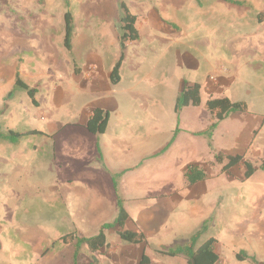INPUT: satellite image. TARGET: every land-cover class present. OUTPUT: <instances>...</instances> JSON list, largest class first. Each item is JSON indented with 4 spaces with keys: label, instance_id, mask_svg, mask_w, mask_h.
I'll list each match as a JSON object with an SVG mask.
<instances>
[{
    "label": "rangeland",
    "instance_id": "1",
    "mask_svg": "<svg viewBox=\"0 0 264 264\" xmlns=\"http://www.w3.org/2000/svg\"><path fill=\"white\" fill-rule=\"evenodd\" d=\"M234 1L246 6L221 0H68V8L64 0H0V132L36 130L49 132L52 137L51 141L43 136L28 137L19 147L0 141V264H73L75 246H66L60 240L72 232L68 228L82 223L79 235L88 238L97 232L98 219L101 227L114 222L115 212L106 200L97 201L99 206L88 204L85 210L93 214L79 216L77 221L72 204L67 209L60 193L46 190L48 157L45 146L40 152L38 149L45 142L55 149V135L49 125L63 127L68 115L76 116L84 106L79 100L84 95L77 97L82 66H113L118 61L123 17L120 3L124 2L137 17L140 32L164 34L163 43L171 37L174 43L166 48L176 55L178 50L189 51L179 45L181 42L204 39L205 33L227 41L230 50L238 53L244 44L252 47L260 42L257 38L264 32V0ZM68 9L75 28L72 53L64 46ZM157 51L155 48L151 54ZM22 69L23 80L38 90V107L32 105L25 93H17L12 101H6L16 72ZM246 74L243 81L247 86L242 88L251 114L264 117V69L260 72L261 86L251 85L252 77ZM188 112L184 111L182 121L190 131H199L209 122ZM83 116L78 113L76 118L80 120ZM238 120L233 114L216 138L218 146L230 143L231 148L238 141H250L249 147L239 152L244 161L233 173L222 171L228 162L227 155L220 153L224 161L219 164L215 151L212 162L201 161L203 166H197L207 170V181L186 187L185 174L196 166L183 152L174 153V166L170 170L179 179V189L166 192L161 199L141 200L146 208L138 213L131 209L128 213L126 229L141 228L146 235L145 243L129 245L112 229L107 232L108 247L93 255L83 246L79 264H139L143 251L148 253L152 264H188L185 258L165 257L158 252L185 245L207 221L211 225L200 244L211 237L218 240L215 246L220 256L218 264H264V172L259 170L251 179L244 178L245 161L255 168L264 163V147L258 146L256 154L253 149L258 138L264 140V133L259 135V129L253 135ZM228 125L233 127L227 129ZM68 132L71 130L65 134ZM190 140H196L199 153L204 139L193 136ZM191 146L188 142L187 148ZM187 153L193 152L190 149ZM56 178L50 175L49 180ZM242 253L249 258L247 261L237 259Z\"/></svg>",
    "mask_w": 264,
    "mask_h": 264
},
{
    "label": "crops",
    "instance_id": "2",
    "mask_svg": "<svg viewBox=\"0 0 264 264\" xmlns=\"http://www.w3.org/2000/svg\"><path fill=\"white\" fill-rule=\"evenodd\" d=\"M140 35V40L128 44L124 52L119 84H112L110 78L121 55L113 66H82L81 76L77 80V97L81 98V93L84 95L79 99L84 106L78 112L84 116L77 120L78 113L76 116L68 115L63 127L49 125L53 137L55 135V149L47 142L38 149L40 152L45 146L44 151L48 157L45 164L48 177L46 190L56 191L57 195L60 193V198L66 200L67 209L72 204V212L77 221L79 216L92 215L85 208H89V205L94 207L95 204L99 206V200H106L117 215V195L112 180L114 176H118V191L127 213L131 209L138 213L146 208L141 200L164 198L166 192L181 186L179 179L174 178L170 170L174 166V153L183 152L187 155V160L193 162L191 164L202 167L201 161H213L215 151L227 155L226 159L245 151L250 141H238V145L236 143L232 148L230 143L220 146L216 143L218 132L223 125L226 126L233 114L235 119H239L238 122L246 124L249 132L260 129L259 135L264 133V117L261 114H251L248 105V113H233L220 123L211 141L213 147L206 136H201L204 142L200 144L201 151L197 153L196 140H190L205 132L210 125L211 116L204 108L209 99L228 98L234 103L249 102L242 88L247 86L243 81L246 73L252 77L251 85L261 86L259 80H262L260 72L264 69V32L259 33L257 39H261L260 42L252 47L244 44L246 46L240 48L239 53L238 50H230L227 41L213 39L205 33L204 39H190L188 44L181 42L179 45L188 47L189 51L178 50L176 55L166 48L174 43L171 37L163 43L164 34L140 32ZM155 48L158 51L153 55L151 53ZM24 71H20L22 76ZM196 84L201 86L202 105L184 109L178 120L175 114L176 100L186 86ZM95 109L107 111L110 116L103 135H93L87 130V123ZM185 110L192 116L195 114L197 118L205 117V122H209L199 131H190L182 121ZM178 127L180 133L175 143L163 153ZM231 127L233 125L226 128ZM66 130L71 132L65 134ZM43 133L45 136L42 138L51 141L49 132ZM188 142L192 145L191 148H187ZM260 142L258 138L253 143L254 154L258 148L264 147V140ZM98 147L101 154L98 153ZM190 149L194 154L187 153ZM231 152L234 153L231 155ZM234 168L230 170L232 173ZM202 170L209 178L207 170ZM50 175L57 178L50 181ZM184 182L186 183L185 177ZM202 183L205 181L197 185ZM70 199L73 200L72 203ZM91 200L96 202L92 204ZM134 200L136 204H133ZM100 221L98 219L96 223L97 232L89 237L100 231ZM80 224L76 223L77 227H69L68 230L81 231L83 227ZM137 229L141 228L129 231Z\"/></svg>",
    "mask_w": 264,
    "mask_h": 264
},
{
    "label": "trees",
    "instance_id": "3",
    "mask_svg": "<svg viewBox=\"0 0 264 264\" xmlns=\"http://www.w3.org/2000/svg\"><path fill=\"white\" fill-rule=\"evenodd\" d=\"M66 6L69 8L68 0H64ZM138 2H145L151 0H133ZM228 4L235 6H245L244 3L236 2L234 0H222ZM120 9L123 12L122 17V27L121 32L118 36V42L121 50V57L117 64L115 65L112 74L111 82L114 85H117L121 81L120 69L124 61V52L126 51L128 44L138 42L141 38L140 32L137 27V17L133 15L127 5L124 2L120 3ZM74 19L72 12L68 9L65 13V37H64V46L65 49L72 53L73 45L72 41L74 38ZM17 93H25L31 100L33 106L38 107L37 94L38 90L36 88L30 87L22 78L20 72H16L15 83L12 91L7 95L6 101H12ZM202 105L201 101V86L196 84L193 86H186L184 90L179 94L176 104H175V114L179 120L181 113L184 109L194 106L199 107ZM204 108L209 112L211 119L210 125L207 130L203 133L198 134L199 136H206L210 142V146L213 147L211 141L214 136V132L219 127L220 123L226 120L233 113H248L249 106L245 102L234 103L228 98L222 99H209L205 104ZM109 113L102 109H95L92 113L91 118L87 123V130L93 135H103L106 133L108 122H109ZM180 133L179 127L174 132L173 138L167 147L164 149L163 153L167 152L175 143L178 135ZM254 132L253 135H255ZM32 136H45L43 132L40 131H29L26 133L9 131L8 133L0 132V141L6 142L13 146L20 145L25 139ZM98 153H100L98 147ZM216 160L219 164L223 163V158L221 154L216 156ZM227 164L223 167V172H229L232 168L240 165L244 158L243 156H230L227 157ZM246 171L244 173V178L246 180L251 179L257 171L261 170L264 172V163L259 167L255 168L254 165L248 161H245ZM118 176L112 177L113 186L117 195V215L113 223L104 224L100 231L93 237L81 238L79 231L73 230L72 232L64 235L60 240L66 246H75V251L73 255V264H79L78 258L82 253L83 246H86L88 250L94 255L98 253L103 248H107V232L116 229L119 238L133 246H139L145 243L146 235L141 229L136 231L126 230V224L129 219V215L124 207V200L119 195ZM186 187H192L197 185L200 182L207 180L205 172L198 167H191L185 174ZM211 225L210 221H207L203 224L198 232H196L190 239L188 243L183 246H178L174 249L161 250L158 254L170 257V258H185L188 264H218L220 261V256L215 251V246L218 243V240L214 237L207 239L204 243L200 244L202 237L207 233ZM1 250V247H0ZM239 261H247L249 258L244 254L237 256ZM252 261L255 263V259ZM257 263V262H256ZM139 264H152L151 259L146 251L143 252Z\"/></svg>",
    "mask_w": 264,
    "mask_h": 264
}]
</instances>
